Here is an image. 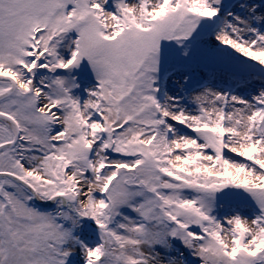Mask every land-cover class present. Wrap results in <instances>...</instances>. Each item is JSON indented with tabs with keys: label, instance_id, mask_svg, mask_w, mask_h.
Wrapping results in <instances>:
<instances>
[{
	"label": "snow or ice",
	"instance_id": "obj_1",
	"mask_svg": "<svg viewBox=\"0 0 264 264\" xmlns=\"http://www.w3.org/2000/svg\"><path fill=\"white\" fill-rule=\"evenodd\" d=\"M0 264H264V0H0Z\"/></svg>",
	"mask_w": 264,
	"mask_h": 264
},
{
	"label": "rangeland",
	"instance_id": "obj_2",
	"mask_svg": "<svg viewBox=\"0 0 264 264\" xmlns=\"http://www.w3.org/2000/svg\"><path fill=\"white\" fill-rule=\"evenodd\" d=\"M86 71V70H85ZM87 81H85V83H86Z\"/></svg>",
	"mask_w": 264,
	"mask_h": 264
}]
</instances>
